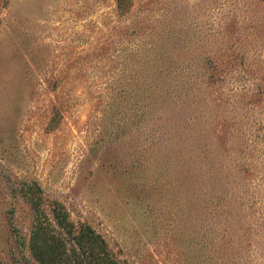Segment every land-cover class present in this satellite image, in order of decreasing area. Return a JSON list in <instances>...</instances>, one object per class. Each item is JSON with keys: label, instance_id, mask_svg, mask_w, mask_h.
Segmentation results:
<instances>
[{"label": "rangeland", "instance_id": "374dc122", "mask_svg": "<svg viewBox=\"0 0 264 264\" xmlns=\"http://www.w3.org/2000/svg\"><path fill=\"white\" fill-rule=\"evenodd\" d=\"M32 203L121 264H264V0H0V264Z\"/></svg>", "mask_w": 264, "mask_h": 264}, {"label": "trees", "instance_id": "16d2710c", "mask_svg": "<svg viewBox=\"0 0 264 264\" xmlns=\"http://www.w3.org/2000/svg\"><path fill=\"white\" fill-rule=\"evenodd\" d=\"M31 206L29 249L40 264H121L105 240L91 227L74 224L62 205L53 208L51 218L39 203Z\"/></svg>", "mask_w": 264, "mask_h": 264}]
</instances>
